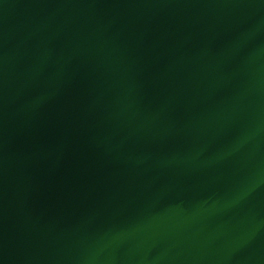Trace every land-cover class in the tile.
<instances>
[{
    "label": "water",
    "instance_id": "water-1",
    "mask_svg": "<svg viewBox=\"0 0 264 264\" xmlns=\"http://www.w3.org/2000/svg\"><path fill=\"white\" fill-rule=\"evenodd\" d=\"M0 264H264V0H0Z\"/></svg>",
    "mask_w": 264,
    "mask_h": 264
}]
</instances>
